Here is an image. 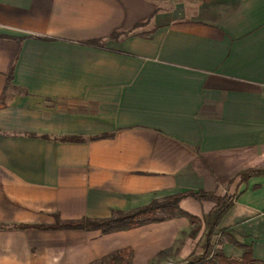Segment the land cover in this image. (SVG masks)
<instances>
[{
    "label": "crops",
    "instance_id": "crops-1",
    "mask_svg": "<svg viewBox=\"0 0 264 264\" xmlns=\"http://www.w3.org/2000/svg\"><path fill=\"white\" fill-rule=\"evenodd\" d=\"M257 167L264 0H0V264H91L124 247L147 264L183 230L186 255L210 199H179L198 223L169 207L107 232L37 224L188 189L233 194L209 240L264 260V174L239 175Z\"/></svg>",
    "mask_w": 264,
    "mask_h": 264
},
{
    "label": "trees",
    "instance_id": "trees-1",
    "mask_svg": "<svg viewBox=\"0 0 264 264\" xmlns=\"http://www.w3.org/2000/svg\"><path fill=\"white\" fill-rule=\"evenodd\" d=\"M117 32L114 31L110 34L111 37H115ZM85 44L103 46V40L99 38L89 39L83 41ZM107 135L106 133H102L99 136ZM61 140H72L79 141L85 140L86 138L83 136H61L59 137ZM252 174H264L263 167L257 168H247L242 170L239 175L241 180L247 179ZM185 195H191L196 198H205L210 199L214 203L210 210L204 216L205 224H206V238L203 243L202 251L198 254H194L190 256L184 263L182 264H264L263 259L256 258L252 255L250 249H245L241 257L236 258L229 256L224 253V251L217 247L215 244H212L209 240V235L211 232L217 227L218 222L225 211L232 205L234 200L233 194L225 193L223 195L215 194L212 191H207L203 189L192 190L188 189L185 191H181L178 193H174L168 195L164 199L161 200H153L146 205L137 207L128 211H115L111 216L108 217H100V218H90L84 217L80 219H69L57 221L51 225H43L37 224L42 227H84V228H100L103 232L118 230V229H126L141 223L147 222L149 220L155 219L152 216L153 212L162 208L173 207L177 210L178 213L184 214L189 217L192 223L199 220V218L189 213L188 211L180 208L178 206V201L181 197ZM198 230V225L195 224L192 226L189 234L191 236L195 235ZM227 234L228 238L237 243L233 239L232 236L229 235L226 229H223ZM91 264H132L131 263V249L128 247H124L118 250H115L107 255H104L99 260L91 263Z\"/></svg>",
    "mask_w": 264,
    "mask_h": 264
},
{
    "label": "rangeland",
    "instance_id": "rangeland-1",
    "mask_svg": "<svg viewBox=\"0 0 264 264\" xmlns=\"http://www.w3.org/2000/svg\"><path fill=\"white\" fill-rule=\"evenodd\" d=\"M203 218H200L199 220V230L198 234L200 233V238L198 239V244L195 250H192L191 252L187 253L186 255H181V247L187 238L188 232L186 230H183L181 234L177 236V242L174 244V246L166 248L164 250H161L157 255H155L152 259H150L147 264H182L184 263L190 256L194 254H198L202 251V243L205 240L206 237V229L203 227ZM191 222V221H190ZM198 223V222H195ZM192 226V223H190V227ZM186 228V225H184V229ZM214 231L211 235V238L214 240Z\"/></svg>",
    "mask_w": 264,
    "mask_h": 264
}]
</instances>
